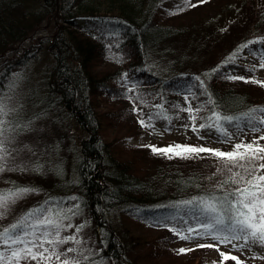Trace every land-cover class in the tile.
<instances>
[{
  "label": "trees",
  "instance_id": "trees-1",
  "mask_svg": "<svg viewBox=\"0 0 264 264\" xmlns=\"http://www.w3.org/2000/svg\"><path fill=\"white\" fill-rule=\"evenodd\" d=\"M42 27L50 30L48 35L35 36ZM254 36H264V0H204L194 7L182 0H0V86L20 74L13 104L22 105L25 120L36 118L19 143L47 145L49 154L42 159L51 161L40 172L0 173V189L12 181L41 189L18 199L0 217V228L48 196L76 194L83 212L72 222L87 219L82 235L91 238L90 246L102 248L106 264H211L205 255L214 247L197 246L182 254L173 249L177 235L155 221L172 213V202L221 178L213 175L217 158L205 153L202 158H168L148 145L202 144L191 127H183L191 123L183 109L208 99L194 76L203 77ZM258 47L264 44L244 47L235 62L222 65L221 74L206 81L224 111L264 106V84L226 78L229 69L233 75L252 76L237 61L244 55L260 61L251 50ZM125 73L127 81L138 82L136 88L122 77ZM188 85L197 95L186 101L181 89ZM136 94L146 103L129 99ZM206 114L200 112L197 123ZM150 115L154 119L148 123L166 125L172 140L136 146L134 140L147 127L138 117L147 121ZM253 135L259 133L248 132L245 139ZM203 145L225 151L232 147L216 140ZM22 155L27 159L31 154L25 149ZM219 257L213 264H220V252Z\"/></svg>",
  "mask_w": 264,
  "mask_h": 264
},
{
  "label": "snow or ice",
  "instance_id": "snow-or-ice-1",
  "mask_svg": "<svg viewBox=\"0 0 264 264\" xmlns=\"http://www.w3.org/2000/svg\"><path fill=\"white\" fill-rule=\"evenodd\" d=\"M186 7H194L204 0H195L189 3L182 0ZM177 10H182L178 8ZM259 42L264 44V36H254L252 39L238 45L231 53L214 67L207 69L205 75H195L199 82L200 94L206 95V101H197L193 108L191 103L186 109L189 113L192 131L199 136V129L207 128L216 133L217 143H231L230 150H222L220 147H208L206 145H194L188 143H175L163 146L149 144L153 152H158L168 158L179 156L182 158H202L205 153L217 158L218 167L213 175L219 174L220 179L208 189H201L198 194L190 195L172 202V213L163 220L155 221L158 225L170 228L180 239L193 240L195 238H208L218 242L210 245H231L232 249L250 251L254 246L264 247V106H252L245 111L229 113L224 111L216 101L206 83L211 79V74H221L222 65L236 61V54L244 47ZM260 54L258 65H249L248 70L255 72L257 67H264V48L251 49ZM234 69H229L227 79H239L254 81L264 84V80L257 79L255 75H233ZM7 86H0V173L5 171H37L44 169L45 164L51 161L42 159L47 156L48 146L40 148L37 145L19 143L20 134L31 130V121L25 120L20 111L22 105L13 104L14 92L19 82L20 74H13ZM127 81V74H122ZM131 88H136L137 81H127ZM194 86H184L181 90L185 94V100L189 96L197 95ZM129 99H139L140 103L146 101L138 94L130 95ZM211 106L210 108L208 106ZM157 109L162 105H156ZM174 107H180L178 104ZM133 111H138L134 106ZM205 111L207 114L199 116ZM154 119L152 115L145 119L138 117L142 126L152 127L148 121ZM232 129L230 131L229 129ZM154 130V129H153ZM170 130V129H169ZM248 132L259 133L250 139H245ZM203 139L204 137H200ZM31 155L25 159L24 150ZM39 153V155H37ZM33 157H35L33 159ZM57 172L62 171L59 164L53 165ZM200 188V185H196ZM41 189L32 185H21L15 181L8 188L0 189V217L8 215L12 205L21 197L30 192H38ZM75 200V204H65V201ZM83 212L80 197L72 196H48L44 201L29 207L22 215L12 223L0 228V264H106V258L101 255L102 248L90 246L91 238H85L82 230L88 224L87 219L73 224L74 217ZM149 222H152L151 220ZM75 228V231L64 234L67 229ZM101 244L103 242L101 241ZM67 245V246H65ZM197 246V245H194ZM203 246V245H199ZM189 249L180 247L179 252ZM75 253V255H72ZM252 256L259 253L251 251ZM95 257V259H90ZM231 259L236 264H244L242 260L231 251L221 252L220 264Z\"/></svg>",
  "mask_w": 264,
  "mask_h": 264
},
{
  "label": "rangeland",
  "instance_id": "rangeland-1",
  "mask_svg": "<svg viewBox=\"0 0 264 264\" xmlns=\"http://www.w3.org/2000/svg\"><path fill=\"white\" fill-rule=\"evenodd\" d=\"M189 1L195 2V0H189ZM49 32L50 30H47L46 27L45 28L42 27L40 31L38 30V32L37 31L35 32V36L39 37L40 35H48ZM25 43L24 45H22L23 47L26 46ZM16 51L20 53L19 49H17ZM11 55H12L11 52L6 54L7 57H10ZM44 56L46 60L47 54L44 53L42 55L43 60H44ZM237 62L240 64L241 66L240 70L242 72L247 73L249 75H255L256 77L264 78V67H257L254 73L248 70L249 65H258L260 63V61L257 60V57H254V56L251 57L250 55H244L243 57L241 56ZM101 104H103V102H101ZM142 132L143 133L139 134L137 136V139L134 140V143H133L134 145L145 146V145H148L150 142L152 143L156 141L167 143L171 141L173 137V133H172L173 131H170L169 128L163 123H156L151 128L146 127L142 130ZM199 133L200 135L197 136L195 132L193 131L191 132V135H193L194 138L199 143L207 144V143H210L216 140V133L214 130H212L211 132L209 130L200 131ZM200 137H204V138L201 139ZM217 243L218 242L213 241L212 239L195 238L193 240H185V239L178 238L176 244L173 245L174 247L173 249L178 250L180 247H189L188 251L181 252L182 254H185V253H190L192 251H195L196 249L194 248H197V246L200 247L199 245L204 246V245H212V244H217ZM194 245H197V246H194ZM214 248H215L214 251L208 252L207 255H205L206 259L208 261L209 260L211 261V264H213L217 260L216 258L217 255H218V259H220L219 252L221 253V252H227V251H231L234 255L238 256L240 260L244 262V264H264V247H260V246L253 247L251 251H255L259 253V255L255 257L251 255V251L248 248H244L241 251L239 249H232L231 245H223V244H220L218 245V247H214ZM215 252H218V253H215ZM29 264H35V262L30 261Z\"/></svg>",
  "mask_w": 264,
  "mask_h": 264
}]
</instances>
